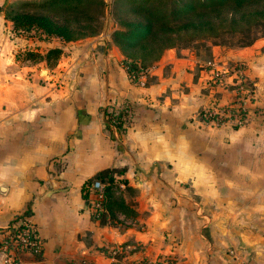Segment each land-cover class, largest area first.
<instances>
[{"label": "crops", "instance_id": "crops-1", "mask_svg": "<svg viewBox=\"0 0 264 264\" xmlns=\"http://www.w3.org/2000/svg\"><path fill=\"white\" fill-rule=\"evenodd\" d=\"M108 20L95 35L39 41L61 48L48 64L21 57L31 39L0 10V228L28 210L42 242L18 264H238L236 242L264 230V36L203 53L168 47L132 82ZM207 60L244 64L245 123L200 121L235 98L205 86ZM122 101L131 122L112 136L103 107ZM104 169L135 213L100 224L82 184Z\"/></svg>", "mask_w": 264, "mask_h": 264}, {"label": "trees", "instance_id": "trees-1", "mask_svg": "<svg viewBox=\"0 0 264 264\" xmlns=\"http://www.w3.org/2000/svg\"><path fill=\"white\" fill-rule=\"evenodd\" d=\"M107 6L115 11L112 13L118 26L110 37L122 54L121 63L130 81L134 80L132 75L157 60L165 48L174 47L178 31L222 39L236 35L237 46L249 45L264 34V0H10L0 10L11 22L14 34L35 30L40 38L67 41L94 34ZM60 52L59 46L47 47L44 54L26 49L23 58H40L48 63ZM118 125L124 132L120 122ZM96 177L105 182L104 210L97 219L100 224L111 223L116 211L135 213L116 193L111 169L99 171Z\"/></svg>", "mask_w": 264, "mask_h": 264}, {"label": "built area", "instance_id": "built-area-1", "mask_svg": "<svg viewBox=\"0 0 264 264\" xmlns=\"http://www.w3.org/2000/svg\"><path fill=\"white\" fill-rule=\"evenodd\" d=\"M210 65V75L205 86L214 90L216 86L229 89L234 94V103H227L220 107H207L198 112L202 123L219 125L229 122L233 126L244 123L246 113L243 103L253 95V82L244 72L241 62L217 64L207 60ZM146 69V68H145ZM145 69L138 71L132 82H140ZM107 112V113H104ZM106 126L112 136L120 133V126L126 128L132 118V108L129 102L122 101L114 105H106L103 110ZM105 182L99 178L85 179L82 184V193L85 205L93 219L104 210L103 186ZM42 242L37 234L36 227L28 218V213H20L14 221L4 228H0V264H18V256L23 251L39 254Z\"/></svg>", "mask_w": 264, "mask_h": 264}, {"label": "rangeland", "instance_id": "rangeland-1", "mask_svg": "<svg viewBox=\"0 0 264 264\" xmlns=\"http://www.w3.org/2000/svg\"><path fill=\"white\" fill-rule=\"evenodd\" d=\"M249 5V4H248ZM251 7L254 6V4L250 5ZM230 8V7H228ZM229 10V9H228ZM115 11H112L111 8L109 6H107V9L104 11L103 15L99 16L98 19V30L91 35H95L97 33H99L101 31V29L103 28V26H105L107 19L109 18L108 21H112L113 25H115L114 28H117V24H116V15L115 13H112ZM230 12V11H227ZM24 37H29L31 39L30 42H28V46L29 47H24V49L22 51H19L21 53V57L24 56L23 51L26 49H32V50H36L38 52H40L41 54H44V48H42L44 45L39 43V41H47L48 39L45 38H40L37 36V32L35 30H31L27 33L24 34H20ZM88 35V36H91ZM177 39L174 41V47L175 48H179V47H191L195 50H198L199 52H204L205 50H207V48H209L210 45L212 44H218V45H223L226 47H241V46H237L236 45V35H225L224 39H222L221 37H212L210 35H204L202 33H195L193 35H190L188 32L185 31H178L177 33ZM264 36L260 35L258 37ZM257 37V38H258ZM256 38V39H257ZM186 39V40H184ZM217 42V43H215ZM27 45V44H26ZM41 46V50H38L37 48H39ZM166 49V48H165ZM40 58H34L33 60H37ZM55 58H50L48 61V64H52L53 62H55ZM147 62L149 61L148 59L146 60ZM156 61V60H155ZM154 62V61H153ZM151 62V64L153 63ZM149 63V62H148ZM245 123V121H244ZM260 226V225H259ZM258 225H251L250 228H254L255 230L260 228ZM251 241H240V242H236L240 246L245 250L244 254H242L243 259L238 263V264H264V230H263V234L262 237L257 236V235H252L251 236ZM119 264H145V262L143 261H132V262H119L116 261Z\"/></svg>", "mask_w": 264, "mask_h": 264}, {"label": "water", "instance_id": "water-1", "mask_svg": "<svg viewBox=\"0 0 264 264\" xmlns=\"http://www.w3.org/2000/svg\"><path fill=\"white\" fill-rule=\"evenodd\" d=\"M0 188H3V187L0 185Z\"/></svg>", "mask_w": 264, "mask_h": 264}]
</instances>
